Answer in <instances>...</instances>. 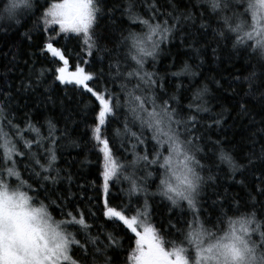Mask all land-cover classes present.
Returning a JSON list of instances; mask_svg holds the SVG:
<instances>
[{"label":"snow or ice","instance_id":"6c2138e0","mask_svg":"<svg viewBox=\"0 0 264 264\" xmlns=\"http://www.w3.org/2000/svg\"><path fill=\"white\" fill-rule=\"evenodd\" d=\"M0 3V20L20 24L18 13L21 11L36 17L33 29L22 34L29 40L33 30L40 31L42 26L45 32L56 31L52 27L56 25L59 28L57 36L73 33L82 37L81 45L88 56L93 55V50L102 53L114 50L102 47L95 32L94 26L101 15L111 16L122 9L121 16L132 25L141 26V31L129 29L126 35L121 29L116 47L126 48L124 65L122 67L119 57L109 65L110 76L121 81L117 86L119 91H113L107 84L102 89L89 86V82L98 76L103 77L102 70L99 74L91 73L77 64L75 71L69 72L63 51L54 46L57 37L48 36L41 48L42 53H51L63 62V66L54 70L55 81L82 88L94 98L92 111L95 116L90 130L102 154L99 160L102 184L98 191L104 196L103 216L122 223L135 234V248L128 255L129 264H264V201L259 199L264 196V179L256 177L260 183L256 186V195L249 192V201L235 200L227 209L221 204L215 222L203 215V194L215 185L217 177L211 174V163H202L205 157L200 153L205 148L201 144L205 147L210 144L208 151L226 164L233 175L254 164L255 151L244 157L246 164L237 163L221 140H212L201 131L220 125L223 118L218 114L220 118L211 124L200 122V114L210 111L204 100L207 85L196 89L189 103L182 106L175 95L167 96L163 77L158 78L155 72L145 70L148 58L155 60L160 45L176 31L182 33V44L188 40L191 33L181 27V21L185 25L190 22L191 27L196 28L198 19L197 31L204 29L203 35H207L210 29L217 46L231 40L234 50L248 55L250 61L255 58L252 71L244 79L249 89L264 88V0H202L203 11L199 16L187 8L178 12L175 5H170L171 11L161 13L153 2L147 6L152 12L147 18L137 10V0H125V3L108 9L107 13L103 0H44L43 4L40 0H0ZM161 15L165 19H160ZM212 51L215 53L216 48ZM44 72V69L40 70L35 85L22 83V87H38ZM172 75L195 76L196 73L185 62ZM216 83L221 86L219 81ZM181 87L182 84L177 85V88ZM6 99L11 100V95L6 94ZM261 99H264V92ZM240 108L247 113L245 104ZM120 110L123 111L122 121L112 130L111 136L105 135L102 129ZM46 124V136L44 125L37 127L31 120L21 128L15 123V117L9 115V108L0 101V264H112L107 253L119 246L117 237L113 233L103 234V239L99 233L93 236L92 225L82 210L64 211L75 195L70 191L72 175L62 178V170L56 167V145L66 133L60 132L57 136L60 130L56 124L51 120ZM260 131L264 133V128ZM28 133L35 138L26 139ZM115 140L120 141L123 157L115 155L112 147ZM33 148H36L35 152ZM257 158H264V143ZM23 160H27L24 170L30 173V179L37 178L38 187L33 188L22 178L20 162ZM205 169L209 174H203ZM154 175H158L159 182L156 190L149 193V182ZM62 179L69 181V194L59 193L55 199H49L55 191H49L50 186ZM13 180L15 187H12ZM237 183L243 184V181ZM116 184L128 185L119 189V194H126L129 199L128 205L119 210L118 206H111L109 200L110 186ZM26 188L37 195L45 192L44 200L48 203L40 201L39 206H34L36 196L29 195ZM141 195L145 197L143 205L129 216L132 198L139 200ZM216 195L213 205L221 200V194ZM149 196H159L173 208L183 210L186 205L182 215L191 218L181 220L180 227L169 223L170 230L176 229L178 240L165 239L152 224ZM53 206L60 208L63 219L57 220L52 215L49 209ZM89 214L95 216L91 210Z\"/></svg>","mask_w":264,"mask_h":264},{"label":"trees","instance_id":"16d2710c","mask_svg":"<svg viewBox=\"0 0 264 264\" xmlns=\"http://www.w3.org/2000/svg\"><path fill=\"white\" fill-rule=\"evenodd\" d=\"M49 2H53V0H49ZM153 2L157 4L161 13L171 11L170 5H175L178 12H183L187 8L188 11H193L196 16H199L203 11V8L200 7L202 0H137V10L147 18L152 15L147 6ZM40 3L43 4L44 0H40ZM103 3L105 13H107L108 9L125 3V0H103ZM193 5L196 7L193 8ZM0 7H2V3H0ZM121 11L122 9L117 10L111 16L105 14L98 18L94 27L100 38L99 42L102 47L114 50L110 53L93 50L92 56L86 55V50L82 48V37L71 33H61L57 36L59 28L56 25L52 26L56 31L45 32L42 26L40 31L33 30L32 38L29 40L22 34L33 29L36 17L26 15L23 11L18 13L20 24H16L14 21L0 20V101L9 108V115L15 117V123L19 124L21 128H24L27 121L31 120L37 127L44 125L43 134L46 136L48 134L46 121L51 120L60 130L57 132V136L60 135V132L66 133L65 138L56 145V167L62 170L60 173L62 178L68 174L72 175L70 191L75 195L70 206L65 207L64 211L82 210L88 216L87 222L92 225L91 235L93 236L99 233L103 239V234L113 233L117 237L119 246L115 251L109 250L107 253L112 258V264H125L126 255L131 252L135 235L122 223L113 222L103 216L104 196L102 191H98L102 184V180L99 178V160L102 159V154L99 153L90 130L95 116V112L92 111L94 98L82 88L78 89L75 85H61L55 81L54 70L58 66H63V62L57 57H53L51 53H42L41 48L48 36L57 37L54 46L63 51L68 60V69L75 70L76 65L80 64L91 73L99 74L102 70L103 77L98 76L89 82V86L94 89L97 87L102 89L107 84L113 91H119L117 86L121 81L114 80L110 76L109 65L117 57H119L122 67L124 65L126 48L124 46L116 47L122 34L121 29L124 30V35L129 29L141 31V26L132 25L126 17L121 16ZM160 19H165V17L161 15ZM199 24L200 21L197 19L196 28H193L190 22L185 25L181 21V27L191 33L188 40L182 44V33L176 31L168 41L160 45L155 60L148 58L145 70L155 72L158 78L163 77L167 96L175 95L182 106L189 103L192 93L196 89L207 85L208 93L204 100L210 111L200 114V122L203 125L211 124L213 120L220 118L218 114H222L223 118L220 125H213L211 129L204 128L201 131L206 132L207 136H211L212 140H221L223 146L231 150L237 163L246 164L247 161L244 157L255 151L254 164L233 175L226 164L221 163L213 156L212 152L208 151V148L211 147L210 144L206 147L203 143L201 144V147L205 148L204 152L200 153L205 157L202 163L206 165L211 163V174L217 177L215 185L208 187L203 194V215L210 217L215 222L221 204L227 209L235 200L249 201V192L256 195L255 189L260 183L256 177L264 179V158H257L260 157L261 145L264 143V133L260 131L264 128V123H261L264 121V99H261L264 88L249 89L248 83L244 79L252 71L251 64L255 63L254 57L250 61L248 55L234 50L231 40L222 41L217 46L212 40L210 29L207 30V35H203L204 29L197 31ZM213 27H215L214 24ZM213 48H216L215 53L212 51ZM85 60L88 61L87 64L84 63ZM185 62L192 67V71L196 75L173 76L172 73L178 71ZM41 69H44L45 72L38 87L27 89L22 87V83L35 85L36 77ZM217 81L221 86H217ZM178 84H182L183 87L177 88ZM6 94H10L12 99H6ZM167 96L162 95V98H167ZM241 104L246 105V114L241 110ZM173 106L175 107V104ZM122 119L123 111L120 110L115 118H109L108 123L102 129L104 134L111 136L112 130L119 126ZM25 138L34 139L35 137L28 133ZM119 145L120 141L115 140L112 147L117 157H123L124 152ZM148 147L151 148V143L148 144ZM32 151L35 152L36 148H33ZM26 163L27 160L20 162L22 178L28 181L33 188H36L38 187L35 182L37 178H29L30 173L24 170ZM154 167L158 168V166ZM203 174H209L207 169ZM237 181H243V184L237 183ZM158 182V175H154L149 182V193L156 190ZM15 186L16 181L13 180L12 187ZM127 186V184L110 186V205L118 206V210L125 208L129 203L126 194H119V189L127 188ZM53 189L55 191L49 199H55L59 193L67 196L69 181L62 179V182L50 186L49 191ZM24 190L29 195L36 196L34 205H39L40 201L48 203L47 200H44L45 192L41 191L37 195L27 188ZM216 193L221 194V200L217 205H213V200H217ZM259 199L264 201V196ZM144 200L143 195L139 200L132 198V210L127 214L133 215L135 209L143 205ZM148 203L151 206L149 218L160 234L165 239L178 240L176 229L170 230L169 223L180 227L181 220L190 219V216L182 215V211H186V206L183 210L173 208L170 202L159 196H149ZM89 210L95 213V216H91ZM49 211L57 220L64 218L60 208L53 206ZM77 254H79V250H77Z\"/></svg>","mask_w":264,"mask_h":264},{"label":"rangeland","instance_id":"374dc122","mask_svg":"<svg viewBox=\"0 0 264 264\" xmlns=\"http://www.w3.org/2000/svg\"><path fill=\"white\" fill-rule=\"evenodd\" d=\"M71 34H73V33H71ZM69 70V72H72V71H75V70H70V69H68ZM34 206H38V205H34ZM186 206V205H185ZM135 235V234H134ZM135 239H136V237L134 238V240H133V245H132V249H131V251L135 248ZM130 253V252H129ZM129 255V254H128ZM128 255H126V257H127V260H126V262H125V264H129V261H128Z\"/></svg>","mask_w":264,"mask_h":264},{"label":"water","instance_id":"95a60500","mask_svg":"<svg viewBox=\"0 0 264 264\" xmlns=\"http://www.w3.org/2000/svg\"><path fill=\"white\" fill-rule=\"evenodd\" d=\"M66 67L68 68V65Z\"/></svg>","mask_w":264,"mask_h":264},{"label":"bare ground","instance_id":"6f19581e","mask_svg":"<svg viewBox=\"0 0 264 264\" xmlns=\"http://www.w3.org/2000/svg\"><path fill=\"white\" fill-rule=\"evenodd\" d=\"M39 206V205H38Z\"/></svg>","mask_w":264,"mask_h":264}]
</instances>
